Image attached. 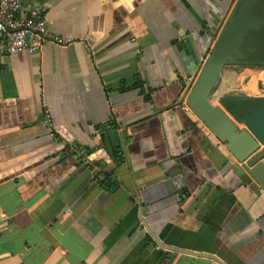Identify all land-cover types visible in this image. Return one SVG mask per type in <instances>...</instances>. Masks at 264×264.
<instances>
[{"label":"crops","instance_id":"0c3cea01","mask_svg":"<svg viewBox=\"0 0 264 264\" xmlns=\"http://www.w3.org/2000/svg\"><path fill=\"white\" fill-rule=\"evenodd\" d=\"M22 1L71 42L0 57V264H264V186L207 120L241 132L264 69L201 83L231 0Z\"/></svg>","mask_w":264,"mask_h":264},{"label":"water","instance_id":"95a60500","mask_svg":"<svg viewBox=\"0 0 264 264\" xmlns=\"http://www.w3.org/2000/svg\"><path fill=\"white\" fill-rule=\"evenodd\" d=\"M256 2L257 0H245L243 9L237 17L230 20L229 27L225 30L226 32L222 36L218 48L216 49L217 54L211 56L206 65L207 70L204 71L202 78L205 75L208 77H206L203 81L201 80L202 78L200 79L201 83L206 84L207 92H209L213 87V84L223 65L232 56L231 50H235V52H237V44L243 35H241L243 27L253 30L261 29L263 20L252 14V8ZM229 99L232 104H235L236 101L250 100L249 97H231ZM257 99L262 100L263 103L241 120L244 124V128L241 132H237L238 127L219 109L214 110L209 115L207 120H209L211 126H214L216 131L223 138L230 141L229 145L234 153H236L242 160L250 158L247 166L248 171L264 186V182H261V176L264 177V163L261 160L264 157V149L257 155L254 154L264 145V97H258ZM202 100H204L203 102L207 104L205 97H203ZM207 107L209 109L211 108L208 104ZM229 112H231V108H229ZM212 115H215V117L212 118ZM259 174H261V176Z\"/></svg>","mask_w":264,"mask_h":264},{"label":"rangeland","instance_id":"374dc122","mask_svg":"<svg viewBox=\"0 0 264 264\" xmlns=\"http://www.w3.org/2000/svg\"><path fill=\"white\" fill-rule=\"evenodd\" d=\"M244 2L245 0H231V4L229 5L228 10L226 14L224 15V17L222 18V16H219L217 18L218 19L217 26L215 27L214 38L212 40L213 42L211 43L212 47L210 46L208 50L210 55L207 58H205L206 61H204V65L208 63L211 56L217 54L216 49L218 48V45H219V42L221 41L222 36L226 32L225 30L228 29L229 27L230 20L232 18L237 17V15L243 9ZM258 2L259 0H257L256 4L252 8V14L257 12V9H258V11L262 13V15H264L263 13L264 11L261 8H258L257 6ZM263 27H264V24H263ZM263 27H261V29H263ZM253 32H254L253 29H248V28L246 29L245 27H243L242 32H241V35L243 34L242 38L239 40V43L237 44L238 50L235 54H232V56L227 60L226 62L227 67L225 71L223 72V73L225 72L233 73V78L235 79L234 81H236L241 88H243L242 85H249L253 79L252 75H243V73L246 71L245 65H249V67H253L257 69L258 71L259 69H264V67L261 66L260 64H243L244 63L243 61H251L254 58V56L256 57L257 60H259L261 56L262 58H264V51L263 52L261 51L262 49H264V33L260 35L261 37H257V35ZM258 38L262 39L263 43L261 42V44H259L260 39ZM225 74H223V76ZM223 76L221 79H223ZM239 86L237 87L236 90L231 91L230 94L231 95L232 94L241 95V93L243 94V92L240 91ZM255 94L258 96H252L250 97L249 101H246V104L244 103L245 105H248V107H245L238 103L236 105L237 110H242L243 114L245 113L249 115L255 109H257L260 105H262L263 101L258 100L257 98L264 97V79L263 78H260L258 83L256 84ZM220 96H222V94L220 95L219 88L218 90L215 89L211 93V100L216 105H220L219 100H218ZM239 127L242 129L244 128L243 122L240 121Z\"/></svg>","mask_w":264,"mask_h":264},{"label":"built area","instance_id":"2783aa9c","mask_svg":"<svg viewBox=\"0 0 264 264\" xmlns=\"http://www.w3.org/2000/svg\"><path fill=\"white\" fill-rule=\"evenodd\" d=\"M47 41L59 45L71 42L49 32L39 8L25 15L22 0H0V57L22 51L37 52Z\"/></svg>","mask_w":264,"mask_h":264},{"label":"trees","instance_id":"16d2710c","mask_svg":"<svg viewBox=\"0 0 264 264\" xmlns=\"http://www.w3.org/2000/svg\"><path fill=\"white\" fill-rule=\"evenodd\" d=\"M260 1H262V0H259V2ZM259 2H258V8H261V9H264V3L263 2H261L260 4H259ZM256 16H259V17H261V14H260V12L258 11V9H257V12H255L254 13ZM261 18H263L264 19V16H262ZM263 31H264V28H263ZM264 33V32H263ZM261 42H262V39L261 40H259V44H261ZM263 43V42H262ZM263 48V47H262ZM261 48V49H262ZM260 49V50H261ZM262 52L264 51V49H262L261 50ZM255 60V59H254ZM260 65L261 66H263L264 67V59L262 58V59H260ZM133 87H135V88H137V87H143V85L142 84H140V83H135L134 84V86ZM128 89V87H126V86H123V89ZM246 104V102H240L239 104H241V105H243V106H245V107H248V105H245ZM232 111H233V114L236 116V118L237 119H239V120H242L243 118L242 117H240L237 113H236V110L234 109V107L232 108ZM100 185H101V187L102 188H104L105 190H108V191H114L117 187H118V184L115 182V180L112 178V176H111V174H109V173H103L102 174V178H100Z\"/></svg>","mask_w":264,"mask_h":264},{"label":"flooded vegetation","instance_id":"af4514ba","mask_svg":"<svg viewBox=\"0 0 264 264\" xmlns=\"http://www.w3.org/2000/svg\"><path fill=\"white\" fill-rule=\"evenodd\" d=\"M261 2H263V0L262 1H260L259 2V4L261 3ZM264 3V2H263ZM263 11H264V9H262ZM264 13V12H263ZM261 14V17L262 16H264V15H262V13H260ZM257 17H259V16H257ZM261 17H259V18H261ZM262 20H263V24H264V19L263 18H261ZM262 27H263V25H262ZM264 28V27H263ZM254 32L253 33H255L256 35H257V37H261L260 35L263 33V29H260V30H253ZM258 39H260V38H258ZM258 39H257V41H258ZM261 40V39H260ZM255 59V60H254ZM260 59H262V56H261V58ZM260 59L259 60H257L256 59V57L254 56V58L251 60V61H243L245 64H260ZM264 59V58H263Z\"/></svg>","mask_w":264,"mask_h":264},{"label":"bare ground","instance_id":"6f19581e","mask_svg":"<svg viewBox=\"0 0 264 264\" xmlns=\"http://www.w3.org/2000/svg\"><path fill=\"white\" fill-rule=\"evenodd\" d=\"M206 77H208V76L205 75V76L203 77L202 81H203L204 79H206ZM199 93H200V89L198 88V89L194 92V94H195V95H198Z\"/></svg>","mask_w":264,"mask_h":264}]
</instances>
